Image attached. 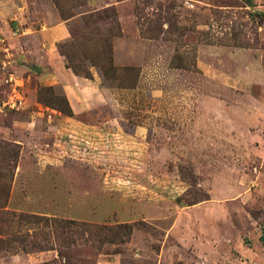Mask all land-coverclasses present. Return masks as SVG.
I'll list each match as a JSON object with an SVG mask.
<instances>
[{
  "label": "rangeland",
  "instance_id": "374dc122",
  "mask_svg": "<svg viewBox=\"0 0 264 264\" xmlns=\"http://www.w3.org/2000/svg\"><path fill=\"white\" fill-rule=\"evenodd\" d=\"M0 264H264V0H0Z\"/></svg>",
  "mask_w": 264,
  "mask_h": 264
},
{
  "label": "crops",
  "instance_id": "0c3cea01",
  "mask_svg": "<svg viewBox=\"0 0 264 264\" xmlns=\"http://www.w3.org/2000/svg\"><path fill=\"white\" fill-rule=\"evenodd\" d=\"M41 31V29H40ZM42 32V42L45 43L46 49L45 53L48 56V61L52 62L55 61L56 67L58 68L59 73L67 77L68 80H73V78L69 75L66 67L64 59L59 56L54 49L51 48V46L59 41L64 40L69 37V30L66 25L60 23L57 25L52 26L51 28H48L44 32ZM53 47V46H52Z\"/></svg>",
  "mask_w": 264,
  "mask_h": 264
},
{
  "label": "trees",
  "instance_id": "16d2710c",
  "mask_svg": "<svg viewBox=\"0 0 264 264\" xmlns=\"http://www.w3.org/2000/svg\"><path fill=\"white\" fill-rule=\"evenodd\" d=\"M65 55H66V58H67V64H66V66L67 67H70V68H72V70L74 71V73H76V74H84L85 76H87L88 74L87 73H85L78 65H76V64H73L72 63V59L65 53ZM33 218H36L37 220H40V221H49V220H52V219H49V218H43V217H35V216H32ZM53 221H54V223H57V219H54L53 218ZM64 227L66 228V229H71L72 228V231H73V227L75 226V225H77V222L76 221H74V220H67V221H65L64 222ZM81 224H79V226H80ZM78 226V225H77ZM121 227H126V226H121ZM129 230L130 229H128L127 231L129 232Z\"/></svg>",
  "mask_w": 264,
  "mask_h": 264
}]
</instances>
